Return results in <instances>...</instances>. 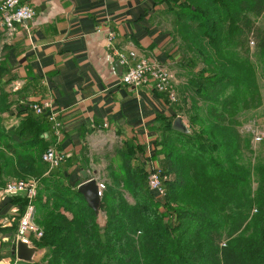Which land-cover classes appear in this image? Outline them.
I'll list each match as a JSON object with an SVG mask.
<instances>
[{"label": "trees", "instance_id": "trees-1", "mask_svg": "<svg viewBox=\"0 0 264 264\" xmlns=\"http://www.w3.org/2000/svg\"><path fill=\"white\" fill-rule=\"evenodd\" d=\"M157 1L163 5L171 0ZM233 1L240 0H184L186 8L172 19L174 33L180 18L190 32L187 51L193 35L214 49L206 54L217 75L208 80V94L200 95L208 119L193 116L201 136L212 140L208 148L192 134L174 131V119L157 127L166 137L156 144L155 158L163 164L166 159L171 175L164 183L168 201L161 203L147 186L143 159L127 143L117 155L118 166L107 174L103 226L78 187L68 183L66 171L76 164L74 159L66 158L44 176L43 155L50 146L41 135L56 131L49 112L39 115L31 109L30 118L11 127L7 113L12 103L0 80V186L11 180H39L33 222L43 232L39 246L46 254L28 264H264V164L241 165V151H251L249 140L229 123V116L263 104L249 52L251 41L264 51V29L239 9L223 15L221 6ZM249 4L243 9L253 17L263 14L264 0ZM202 10L212 15L199 17ZM234 43L244 54L239 61L225 53ZM5 69L0 63V74ZM228 88H233L231 93L223 94ZM173 104L182 116L185 109ZM194 110L204 111L197 106ZM27 204L23 199L21 217Z\"/></svg>", "mask_w": 264, "mask_h": 264}, {"label": "crops", "instance_id": "crops-1", "mask_svg": "<svg viewBox=\"0 0 264 264\" xmlns=\"http://www.w3.org/2000/svg\"><path fill=\"white\" fill-rule=\"evenodd\" d=\"M22 1L35 9V20L14 31L0 27V63L6 67L0 80L12 103L7 113L11 127L31 117L33 104H49L59 128L43 132L41 138L67 160H75L66 171L72 187L85 182L84 174L98 184L106 183L109 168L118 166L117 155L127 143L148 172L157 168L163 162L155 158L157 127L183 116L152 86L121 85L124 69L117 53L134 51L167 68L175 86L174 28L162 4L157 0ZM48 174L47 167L44 176ZM19 200L5 195L0 186V264H25L13 250L16 220L23 207Z\"/></svg>", "mask_w": 264, "mask_h": 264}, {"label": "rangeland", "instance_id": "rangeland-1", "mask_svg": "<svg viewBox=\"0 0 264 264\" xmlns=\"http://www.w3.org/2000/svg\"><path fill=\"white\" fill-rule=\"evenodd\" d=\"M234 2V1H233ZM244 4H247L243 6ZM249 0H240L234 2V4L225 3V7L221 6L222 14L227 15L231 14V12L235 9H239V12H245L248 13L252 19L255 20V22L264 29V12L261 16L258 18L253 17V15L248 12L247 10H244L243 7H249ZM165 9L170 12V19H173L174 16L176 18L178 17L177 14L181 13V10H184L186 8V5L184 3V0H171L168 3H164L162 5ZM220 11V12H221ZM199 17L207 18V15H212L210 13L199 11L198 13ZM180 18L178 30L176 33H174V46L173 50H175V55L173 60L175 61L173 67H174V73L176 77V83H175V89H176V103L177 107H183L185 110L182 111V116L187 124V127L189 128L190 133L194 136V138L197 137V139L204 144V148L207 149L210 141L208 140V137L201 136V134L198 132V123H196L195 115L198 116V119L201 117L207 118V104L203 103L200 99V95L208 94L209 92V82L208 80L215 75H217V72H215L210 67V58H208L209 54L214 50L212 48L211 42H209V45L207 44L206 39L202 41H195L194 35L193 39H191V49L187 51V44L185 42L186 37L190 36V32L188 31V28L186 29L183 27L185 25ZM203 19V18H202ZM190 23V21H189ZM230 24H226V27ZM186 29V30H185ZM223 42V41H222ZM250 52H249V59L251 61V64L256 69V74L258 77V82L263 98V104L257 109H252L250 111L241 110L237 113V115H231L229 116V123H233L236 125L240 133L243 135L244 139L249 140L248 143L250 144V149L248 147H244V150L241 151V165L245 167L256 166L259 161H262L264 164V51L259 50L255 47L254 43L250 42ZM212 48V49H211ZM209 53V54H206ZM225 53L228 55L229 58H233L234 60L239 61L240 59L244 58V54L242 52V47L236 45L235 43L231 45L228 48V52L225 51ZM206 60V62H205ZM219 67V66H218ZM207 69V70H206ZM186 85H188V90L186 89ZM193 85V86H192ZM209 87V88H208ZM233 88H228L225 93V95H228L231 93ZM224 95H221L223 97ZM195 106L200 107L203 111L201 114L195 113ZM188 114H187V112ZM194 116V117H193ZM208 119V118H207ZM215 136V135H213ZM166 137V134H158L157 143ZM206 153H208L207 150H204ZM161 160V159H160ZM239 160V159H238ZM166 159L164 158V164L163 162H158L157 168L162 175V178L165 180L164 183H167L166 181H171V175L166 173L167 169V163ZM156 167V166H155ZM45 169H47V166H44ZM152 171V170H151ZM151 171L148 172L147 175V184L151 176ZM29 180V179H27ZM163 183V184H164ZM106 183H104L105 185ZM148 186V185H147ZM254 188L257 189V183L254 182ZM39 187V186H38ZM149 187V186H148ZM150 190V189H149ZM13 198L19 197V199L22 201L23 199H26L22 195H16V196H10ZM19 200V201H20ZM133 201V200H132ZM159 201L166 202L164 197L161 198ZM23 210H20L18 212V217L16 220V224L20 225V219H21V212ZM255 213V211H254ZM98 221L103 226L105 224V213L100 208V214L98 215ZM19 231V227L17 229ZM18 231H17V237L15 245L19 241H22L18 238ZM41 231V230H40ZM42 232V231H41ZM41 238L38 237H31V245L32 247H35L38 249V253L36 256V262L40 261L44 255L46 254V250L43 248L41 249L40 240ZM29 244V246H31ZM28 264V263H25Z\"/></svg>", "mask_w": 264, "mask_h": 264}, {"label": "built area", "instance_id": "built-area-1", "mask_svg": "<svg viewBox=\"0 0 264 264\" xmlns=\"http://www.w3.org/2000/svg\"><path fill=\"white\" fill-rule=\"evenodd\" d=\"M37 13L35 9L22 0H0V27L8 31H14L18 25L35 20ZM109 40H114V33L110 32ZM119 64L124 69L120 84L127 87L139 88L152 86L160 93H167L170 101L176 102V89L171 83V74L165 67H160L146 57H139L134 51L117 53ZM31 109L37 114L43 115L48 111L50 121L55 122V129L58 131L59 124L56 121V114L51 111L49 104H33ZM184 121V120H183ZM185 122V121H184ZM66 160L65 155L58 153L55 148L50 147L43 155L49 172L59 167ZM151 176L148 181L149 189L156 193L158 198L165 195L164 179L161 172L151 169ZM39 180H15L8 182L3 188V193L8 196L22 195L28 201L26 210L20 219L18 238L27 244H31V237H43L38 227L33 222L35 211L34 200L37 196ZM105 190L104 184H99V195L102 198Z\"/></svg>", "mask_w": 264, "mask_h": 264}, {"label": "water", "instance_id": "water-1", "mask_svg": "<svg viewBox=\"0 0 264 264\" xmlns=\"http://www.w3.org/2000/svg\"><path fill=\"white\" fill-rule=\"evenodd\" d=\"M173 130L183 134H189V128L186 123L180 118H176L173 123ZM85 182L78 187V191L85 197L89 207L98 216L100 214V208L102 203V198L99 195V184L95 179H88V176L84 174ZM14 253L20 261L24 263H35L38 249L29 244L19 241L17 245L14 246Z\"/></svg>", "mask_w": 264, "mask_h": 264}]
</instances>
